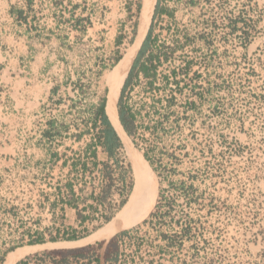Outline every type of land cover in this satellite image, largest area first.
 Listing matches in <instances>:
<instances>
[{
    "label": "rangeland",
    "instance_id": "obj_1",
    "mask_svg": "<svg viewBox=\"0 0 264 264\" xmlns=\"http://www.w3.org/2000/svg\"><path fill=\"white\" fill-rule=\"evenodd\" d=\"M68 1L78 8L0 0V264L39 239L92 235L135 184L127 146L117 163L104 153L96 112L143 1ZM159 6L171 14L153 13L140 59L153 84L139 71L116 103L135 114L129 138L152 170L147 208L114 240L75 249L84 264H264V0Z\"/></svg>",
    "mask_w": 264,
    "mask_h": 264
},
{
    "label": "bare ground",
    "instance_id": "obj_2",
    "mask_svg": "<svg viewBox=\"0 0 264 264\" xmlns=\"http://www.w3.org/2000/svg\"><path fill=\"white\" fill-rule=\"evenodd\" d=\"M143 8L140 16L139 27L134 39L133 44L128 48L127 52L123 55L124 57L117 62L114 66L113 70L109 73L107 78V84L110 89V99L108 105V112L113 116L116 115V93L117 86L121 83L123 78L128 73L130 65L133 61V58L136 54V51L142 41L147 28L149 26L153 6L155 0H142ZM107 112V111H106ZM112 122V121H111ZM119 135L122 137L123 142L127 144V139L125 133L123 132L119 123H114ZM114 126V127H115ZM128 155L131 160V166L134 175V187L131 195L127 202L122 206V208L118 211V213L102 228L92 234L91 237L103 238L109 237L116 230L127 227L135 224L140 220H136V217L140 215V213L144 212L147 208L149 202V178L147 175L148 168L150 172H152L148 162L145 158L133 150L130 146L127 145ZM146 167V168H145ZM143 219V218H142ZM31 252V249L28 247L17 248L14 251L10 252L6 261L2 264H13L16 260L22 258L27 253Z\"/></svg>",
    "mask_w": 264,
    "mask_h": 264
},
{
    "label": "trees",
    "instance_id": "obj_3",
    "mask_svg": "<svg viewBox=\"0 0 264 264\" xmlns=\"http://www.w3.org/2000/svg\"><path fill=\"white\" fill-rule=\"evenodd\" d=\"M161 13L171 14L170 11L166 10L165 8H163V7L159 6V4H157L156 9H155V15L161 14ZM150 31L151 30H149V32H148V34H147V36L143 42V45H142V47L138 53V56L135 60V63L132 64L130 71H129V74H128L126 80L124 81V84L122 86V92H124L125 88L127 87L128 83H129V79L134 75H138L139 71L142 72L145 75V77L150 78V80L148 82V86H152V84H153L152 80H151L152 76H153L151 69H149V67L147 66V64H145V62H141V60H140L143 56H145L147 50L149 49L148 42L150 39ZM147 57H148V59L151 60L153 57H155V55L152 52H150ZM53 91H54V89H53ZM118 107H119V118L121 120V123H122L123 127L125 128V130L127 131V133L129 135H131L133 132V128H134L135 114L133 113V111L131 110V108L128 105L122 104V96H121V102L118 105ZM96 114L99 117L101 123L104 124L111 132V134H110L111 138H112L111 141L104 142V141L100 140V145H102L105 148V151H107L108 153H111L114 149L118 148L121 143L119 142V138L116 136L115 131L110 127L109 122L106 119V115L104 112V106L103 105H101L98 108ZM54 125H55V122H50V127H54ZM71 191H72V189H71ZM66 203L69 206L76 205V203H74L73 199H68ZM154 214H155L154 212L151 213V216ZM108 218L109 217H107V220H108ZM122 233H124V231ZM69 239H73V237H71ZM52 240H54V239H52ZM112 240H114V238H112ZM38 241H41V240L39 239ZM76 253L82 258L84 257L83 251H79L76 249H69L65 252L63 259L66 260L67 256L75 255ZM119 256H120V251H119V247L117 244H111L110 246H108L105 253H104L105 261L110 262V263L116 262L118 260ZM95 261H96V264H100V259L98 256H95Z\"/></svg>",
    "mask_w": 264,
    "mask_h": 264
},
{
    "label": "water",
    "instance_id": "obj_4",
    "mask_svg": "<svg viewBox=\"0 0 264 264\" xmlns=\"http://www.w3.org/2000/svg\"><path fill=\"white\" fill-rule=\"evenodd\" d=\"M156 5H157V0H155V3H154V6H153V10H152V14H151V18H152V15L155 11V8H156ZM151 18H150V22H151ZM150 22H149V26L147 28V31L142 39V41L140 42V45L144 42L146 36H147V32H148V29L150 27ZM139 45V46H140ZM139 48V47H138ZM124 56H122L123 58ZM121 58V59H122ZM119 62V61H118ZM107 101L106 100V105H105V111H106V106H107ZM107 113V112H106ZM117 118H118V121H119V124L123 130V132L125 133V136H126V139H127V144L125 142H123V139L117 134L115 128V132L117 134V136L120 138V140L127 146H130L133 150L136 151V149L134 148L133 146V143L131 142L130 138H129V134L127 133V131L125 130V128L123 127L122 123H121V120L119 118V113L117 111ZM112 124V123H111ZM113 126V125H112ZM137 152V151H136ZM122 228L116 230L114 233H112L109 237H103V238H97V237H91L92 235H89V236H86V237H83V238H80V239H75V240H63V241H57V240H43V241H38V242H34V243H31L29 245H25V246H22V247H28L29 249H31V252L27 253L26 255H29V254H32V253H35V252H39V251H47V250H50V249H53V248H58V247H66V248H69V249H75L77 247H83V246H86V245H90L94 242H97V241H101V240H105V239H111L113 238L119 231H121ZM22 247H19V248H22ZM7 257V256H6ZM24 257V256H23ZM21 259V258H20ZM19 260V259H18ZM18 260H16L13 264H15ZM6 261V258L4 260V262ZM3 262V263H4Z\"/></svg>",
    "mask_w": 264,
    "mask_h": 264
},
{
    "label": "built area",
    "instance_id": "obj_5",
    "mask_svg": "<svg viewBox=\"0 0 264 264\" xmlns=\"http://www.w3.org/2000/svg\"><path fill=\"white\" fill-rule=\"evenodd\" d=\"M119 192L120 193L117 194L119 199L124 198V192ZM107 199L110 203L118 201L116 195H113L112 197H109ZM122 202L123 200L121 201V203ZM64 255L65 254H61V256L59 257L57 255H53L50 251H39L22 257L15 264H84V259L80 257L77 253L75 255L67 256L66 260L63 259Z\"/></svg>",
    "mask_w": 264,
    "mask_h": 264
},
{
    "label": "flooded vegetation",
    "instance_id": "obj_6",
    "mask_svg": "<svg viewBox=\"0 0 264 264\" xmlns=\"http://www.w3.org/2000/svg\"><path fill=\"white\" fill-rule=\"evenodd\" d=\"M157 4H159V0L157 1ZM156 9V8H155ZM155 13V12H154ZM138 56V55H137ZM127 75V74H126ZM126 77V76H125ZM125 77L123 78V80L121 81V83L117 86V93H116V103H117V99H118V95H119V92H120V88H121V86H122V84H123V82H124V79H125ZM106 99L108 100V99H110V89H109V86H108V92H107V95H106ZM108 105H109V100L107 101V106H106V111H107V113H106V111H105V106H104V112H105V115H106V119H107V121L109 122V125H110V127L114 130V128H115V130H116V132H117V134L119 135V133H118V131H117V129H116V126H115V122H116V120H117V122L119 123V121H118V118H117V104H116V115H112L111 113H109L108 112ZM118 113H119V107H118ZM112 121V122H111ZM101 122V121H100ZM112 123V124H111ZM102 124V123H101ZM113 125V126H112ZM120 125V124H119ZM102 126H103V131H102V137H101V140L102 141H104V142H108V141H111L112 140V138H111V132H110V130L104 125V124H102ZM115 126V127H114ZM114 127V128H113ZM114 130V131H115ZM115 132V133H116ZM117 134H116V136H117ZM120 136V135H119ZM118 137V136H117ZM121 137V136H120ZM119 138V137H118ZM122 138V137H121ZM119 142L121 143V140H120V138H119Z\"/></svg>",
    "mask_w": 264,
    "mask_h": 264
},
{
    "label": "crops",
    "instance_id": "obj_7",
    "mask_svg": "<svg viewBox=\"0 0 264 264\" xmlns=\"http://www.w3.org/2000/svg\"><path fill=\"white\" fill-rule=\"evenodd\" d=\"M67 3H70L71 5H73L72 7H75L76 9L78 8L77 2H75V4H74L72 2H69L68 0H49V4L50 5L54 4V6L57 7V8H68ZM101 147L105 150V148L102 145H101ZM117 149L118 148L114 149L111 153H108L107 151L104 152L107 155V158L109 159V162L115 161V163H117V160H116V157H115Z\"/></svg>",
    "mask_w": 264,
    "mask_h": 264
}]
</instances>
